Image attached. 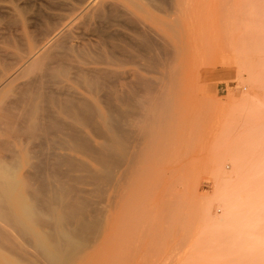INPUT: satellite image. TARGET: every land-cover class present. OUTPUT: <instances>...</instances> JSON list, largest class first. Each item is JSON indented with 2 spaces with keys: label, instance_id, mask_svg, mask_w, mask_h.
<instances>
[{
  "label": "rangeland",
  "instance_id": "1",
  "mask_svg": "<svg viewBox=\"0 0 264 264\" xmlns=\"http://www.w3.org/2000/svg\"><path fill=\"white\" fill-rule=\"evenodd\" d=\"M142 29L154 33L160 48L143 47ZM55 33L89 55L123 46L135 53L129 45H138L142 58L113 67L116 73L102 80L124 99L140 98L138 107L113 100L133 119L123 126L126 138L117 143L81 126L92 145L109 144L123 155L124 177L102 204L97 243L85 248L83 240L67 255L62 249L59 264H264V0H0V112L32 76L13 74ZM64 83L72 87L69 97L84 95L106 111L78 81ZM58 86L50 92L65 97ZM51 109L59 121L71 120ZM2 128L0 143L9 149L0 144V159L16 163L24 181L31 142ZM48 137L64 138L59 131ZM66 152L88 169H102L84 153ZM29 221L23 227L36 241L46 228ZM44 244L59 254L49 240ZM3 251L0 264L36 262Z\"/></svg>",
  "mask_w": 264,
  "mask_h": 264
},
{
  "label": "bare ground",
  "instance_id": "2",
  "mask_svg": "<svg viewBox=\"0 0 264 264\" xmlns=\"http://www.w3.org/2000/svg\"><path fill=\"white\" fill-rule=\"evenodd\" d=\"M74 19L72 16L67 17L66 20L70 21L68 25L73 24ZM108 22L110 23V21L106 23ZM141 31L145 49L160 48L154 33L143 29ZM61 36L53 34L47 40L48 43L22 63L21 68L13 74V78L27 73H32V76L17 87L13 101L5 105L0 112V124L7 135H11L12 138L24 137L31 142L28 149L30 172L24 181L22 179L20 181L16 173V163L0 159V251L19 252L34 256L36 259V262L25 264H59L62 249L63 255L76 252L82 248L83 240L88 242L84 247L90 248L92 242L102 235L99 228L105 213L102 204L106 205L110 200L108 194L110 188H114L118 180L124 177L123 175L121 177L122 173L119 174L124 157L109 144L92 145V138L81 126L89 128L95 136L119 143L127 136L123 126L131 124L133 119L124 116L123 111L114 106V98L123 100L121 102L125 100L130 107H138L140 104V98L132 99L135 95L131 96L130 100L124 99L117 86L112 88L102 82L105 77L116 73L113 67H122L127 63L140 64L142 58L138 45H129L135 53L123 46L109 50L106 55L102 53L89 55L83 48L80 52L79 46L75 48L73 45H67L66 37L62 39ZM141 49L143 51V48ZM160 52L162 53L161 50ZM89 64L93 66H88ZM140 70H143V67ZM131 71L137 73L133 72V75L142 78L138 69ZM11 76L2 82L4 84L2 88L13 81ZM9 78L10 81H7ZM71 78L78 81V84L92 95L97 96L106 111L102 112L84 95L69 97L68 92L72 87L64 82ZM55 84H60L57 92L65 97L60 98L58 94L50 92L51 86ZM52 106L67 114L71 120L59 121L55 116L56 110L51 109ZM148 118L149 116L146 117ZM55 131L61 132L64 138L49 139V133L51 135V132ZM0 144L9 149L7 143L2 141ZM67 150L86 154L102 169L99 171L88 169L87 165L79 163L72 154L66 152ZM77 170L85 171L86 175H73L72 172ZM79 185L93 188L87 189ZM91 196L96 199L92 200ZM23 219L32 221L40 228H46L45 231L42 229L43 237L40 235V238L38 235V240H31L29 235L34 232L25 231ZM211 222L215 224L212 219ZM34 235L36 236L35 233ZM46 240L51 242L50 247L59 252L58 255L48 250L44 244ZM19 259L18 264H21L23 259Z\"/></svg>",
  "mask_w": 264,
  "mask_h": 264
}]
</instances>
